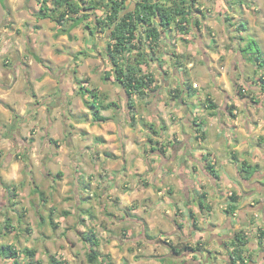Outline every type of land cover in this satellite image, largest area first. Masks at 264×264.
Instances as JSON below:
<instances>
[{
    "label": "rangeland",
    "instance_id": "rangeland-1",
    "mask_svg": "<svg viewBox=\"0 0 264 264\" xmlns=\"http://www.w3.org/2000/svg\"><path fill=\"white\" fill-rule=\"evenodd\" d=\"M185 2V6L191 3ZM39 6L40 0H0V141L5 138L0 142V248L14 246L20 251V264H53V258L65 264H193L191 252L182 251L186 244L196 247L187 234L205 232L208 220L215 227L214 222L228 220L223 207L230 203L231 190L226 189L222 200L212 194L214 214L206 207L196 208L194 215L188 204L196 205L199 193L213 190L212 178L202 170L193 174V184L181 179L179 162H173L180 148L168 134L159 139L158 132L162 124L187 128L185 109L190 105L195 133L191 144L204 149L203 129L198 131L196 123L207 127V137L217 130L216 121L211 125L206 122V103L213 101L212 95L222 104L241 88L243 101L245 96L259 101L260 77L253 79L250 73V83L247 76L253 66L259 67L253 40L261 50L263 66L258 72L264 74V0H195L190 14L197 19L213 16L203 28L205 33L199 32L205 41L198 40L199 34L189 26L186 32L191 33V40H178L182 53H177L176 45H168V53L163 54L160 42L153 46V53L145 41L149 55L142 70L155 81L149 90H143L145 94L133 95L132 107L127 106V95L111 72L105 51L111 43L109 30L96 24L97 18L106 15L105 6L89 10L88 19L69 36L58 33L54 20L38 18ZM170 29L185 33L174 24ZM195 29L200 31L202 26L197 24ZM189 42L197 45L193 46L198 50L195 56L187 50ZM200 42L209 49L208 55L202 54ZM135 53L136 49L132 50L130 57ZM190 62L192 66H188ZM106 73L110 77H105ZM176 75L197 83L196 95L184 97L188 105L181 102L180 93H172L178 84ZM80 86L98 94L100 102H116L101 111L108 121L92 120L86 103L92 98L84 95ZM179 110H184L183 117L178 118ZM83 114H87L86 121L79 120ZM257 142L261 140L257 138ZM210 150L217 157L206 158L216 173L223 172V148ZM252 171L250 176L255 174ZM241 180L240 188L247 184ZM222 182L231 186L233 177ZM204 203L212 208L207 197ZM253 206L259 207L257 201ZM174 208L175 223L187 225L178 233L171 214L166 213ZM7 218L9 227L5 225ZM141 230L145 240L138 237ZM93 232L99 241V257L90 263L87 253L93 244L84 236ZM244 239L253 237L244 234ZM171 245L181 252L174 254ZM151 247L156 255H147ZM24 248L34 249L35 256L26 257ZM246 248L247 262L250 254ZM0 264L15 263L0 253Z\"/></svg>",
    "mask_w": 264,
    "mask_h": 264
},
{
    "label": "crops",
    "instance_id": "crops-1",
    "mask_svg": "<svg viewBox=\"0 0 264 264\" xmlns=\"http://www.w3.org/2000/svg\"><path fill=\"white\" fill-rule=\"evenodd\" d=\"M194 17L195 16H193V14H187L188 21L182 22V25H185L186 27L187 26L191 27L196 34H199V32H201V34L205 33L203 28H205V25H208V23H210L208 20L212 19L213 16L205 17V18L203 16H199L198 19ZM197 24L198 25L200 24V26H202V30L199 31L195 29V26ZM170 28L161 33L162 39L160 43L163 46L162 53L163 54L168 53L167 51L168 45H176L177 53H182L184 49L180 47L178 40L182 38L191 40V33L189 32L178 33L177 32L176 34L175 31ZM201 34L198 35V40L205 41L204 37ZM175 35H176V38L171 39L170 36L175 37ZM190 43L191 42H189L188 44L190 45ZM163 44H166V46H164ZM199 44L200 45L198 46L200 48L202 47V54L208 55L206 54L208 53V50H209L207 46L204 45L203 42L202 43L200 42ZM193 46H197V45H194L193 43V45L192 46L190 45V47H188L187 50L191 53L192 56H195L198 50H197V47L196 49H193L194 48ZM15 47L14 49H19L18 53H20L21 52L20 48H15ZM240 48L246 49L245 47H240ZM209 57L211 58L212 56L209 55ZM212 58L210 59L211 62L214 59ZM18 64H22V62L19 61ZM28 64L31 65L30 62ZM188 66H192V63L191 62L188 63ZM261 68L262 66H259V67L253 66V70L251 69L248 72L249 76L247 77L250 80V83L253 81L252 80L253 76L251 74H253L255 77L253 79L264 76L263 73L258 72V70H260ZM199 73L200 75L203 74L202 72H199ZM162 74H164V71L162 72ZM176 76H177L176 78L178 79L177 80L178 84L174 86L175 88H173V90L180 89L181 90L179 92L180 96L183 97L181 99V102L183 104L185 103L188 105L189 101L184 100L185 99L184 97H187V99L188 98L190 99L192 96L196 95L195 94L197 92L196 90L199 89L197 88V83L191 82L192 86L193 85L194 86H193V89H189L186 85H188L190 81L184 77H179V75H176ZM204 79L207 81L205 75H204ZM216 87L217 85L215 83L214 88ZM204 92L205 91L203 88V94ZM206 92L207 94H209L208 89L206 90ZM260 95L261 96H260L259 101L253 98V96H249V97L245 96L246 100L244 101L243 99L239 97V95L230 96L229 98L226 97L224 103L222 104H217L216 103L217 99L215 95H212L211 97L213 98V101H214L212 102L216 104L217 107L214 109L208 108L207 106L208 102L206 103V106L209 109L206 122H207V125H211V123L216 121L218 123L217 130H215L214 135H212L211 137H207V134H206L207 127H202L201 126L202 123H200L199 124L200 126H198L196 123L198 127L197 130L199 128L203 129V133L205 137L203 138L204 144L202 146L204 149H201V147L196 148L194 144L193 145L191 144V142H193L192 140L194 138L193 136H195V133H194V127H192L191 125L193 121L192 115H194V112L189 111L190 105L187 106L186 108L188 111L185 109V112H187V114L184 120L187 123V128H179V129L172 128V127L168 128L165 126V124H162L160 127V131L158 132V136H160L158 137L159 139H164L168 136L169 140L172 139L173 141L177 142L176 148H180L177 151V156L175 160H173V162H179V176H181V179L184 178V180L186 179V182L193 184V182L195 183V180L193 178L194 175L200 174V171L202 170L204 172L203 175H205L206 177L208 176L212 178L211 184H212L213 190L205 189L206 194H207V200L209 201L210 205H212L211 203L212 194L215 196L217 195L218 199L222 200L225 198L226 189L231 190V192H229L228 194L232 195L234 193L239 196L238 201L236 203L237 208L234 210V212L228 213V217H229L228 220H222L224 222H221V223L214 222L216 223L215 224L216 227L212 226L213 224H211L212 222L211 220H208L206 222L208 228L205 229V232L202 231V233L201 232L197 233L195 231V233L190 232L187 234L189 235L187 240L190 243H195L196 246L198 243H200L201 245L200 246L201 250L199 252L196 251V252L190 253L191 255L190 257H193L191 258L190 262H192L193 264H226L228 262V251L230 249L227 245H225V243H229L228 241H230L233 235L238 231L239 232L243 231L242 232L243 235L244 234L245 236L247 235V238H248V235L250 234L253 237L252 240L249 239V241H247V245H246V247H248L247 254L248 255L250 254L247 264H264V144H263L264 143V115H263L264 113V92H260ZM255 96L256 98H259L257 93L255 94ZM199 99H202V97H199ZM29 101H31V99ZM183 113H184V110L183 112L179 110L178 118L183 117L184 116ZM148 131L149 130H147L146 132ZM206 137L207 139H205ZM10 138L11 140H14L12 137ZM257 138L261 140L260 143L257 142ZM4 139L5 138L1 139L0 142H2V140ZM208 142H210V144H208ZM221 142L223 143L220 144ZM225 143H227L228 149H225V145H226ZM210 147H214L217 150H219L220 148H223V152L220 153L221 158H223V164H222L223 172L217 171V176L219 177L218 179H215L209 172H207L205 168V164H204L206 161L205 157L209 156V158H212L216 156L215 153L211 152ZM238 154L239 155L241 154L239 158L237 157L231 158L230 156V155L236 156ZM243 163H247L251 165L252 164L258 165V168L255 171V174L246 180H241L240 173H239V168L241 167ZM196 177L199 178V175ZM231 177H233V184H231V186L229 182H226V183L222 182L224 179H229ZM239 179L242 181V183L243 181L247 183V184L243 183L244 185L242 186V188L238 187ZM221 183H223L225 188L222 189ZM250 186L252 187L255 186L258 188V190L254 191ZM161 192L162 191H159V193ZM217 197H216V200H218ZM255 201H257L259 207L253 206ZM198 203L199 202L197 201L196 205H194L193 203H191V205L188 204V208H191L194 215L196 214L197 209L198 210L200 209L198 206ZM211 207L212 208L210 207L208 208L209 213L214 214L213 205ZM228 207H229V203L225 204L223 208L226 210L228 209ZM175 211H176V208H174L173 210H167L166 213L171 214L170 216L171 220H174L172 222H173L174 227H176V230L178 233L180 232V230L181 231L182 229L184 230L187 225L175 223V215H174ZM251 221H254V222L252 224H248ZM219 224L220 226H217ZM213 227H215V229H213ZM193 229L195 230V228ZM258 232L261 234V240L259 242H258V235H259ZM140 236H144L141 238H144L145 240L146 236H145L144 230H141V233L138 237ZM157 241L159 240L157 239ZM154 251H155V248L151 247V252H149L147 255H156ZM251 255H252V258H251ZM196 256H198L199 258L196 259L195 258ZM202 257H204L203 261L200 260V258ZM155 262L157 263L158 261L155 260Z\"/></svg>",
    "mask_w": 264,
    "mask_h": 264
},
{
    "label": "trees",
    "instance_id": "trees-1",
    "mask_svg": "<svg viewBox=\"0 0 264 264\" xmlns=\"http://www.w3.org/2000/svg\"><path fill=\"white\" fill-rule=\"evenodd\" d=\"M87 1V4L84 3ZM186 0H164L158 2V0H40V6L35 13L38 18H50L58 25V33L69 36L72 29L82 24L91 15L88 11L93 8L103 7L107 9V13L103 18H97V25L101 28L109 30L111 36V43L106 44V53L111 64V72L113 73L115 81L122 87L123 91L127 95V106L132 107L134 104L133 95L145 94L143 90L147 91L154 83V79L149 73H145L142 70V65L145 64L148 59V53L145 52V41H148L147 46L150 51L155 53L154 45L161 41V33L169 29L171 25H175L182 32H186L187 27L182 25V22H187V14H190L191 4L195 0H190L191 3L185 6ZM51 2V6L48 4ZM122 16L119 17L120 13ZM69 22V23H68ZM244 26V24H242ZM87 28L89 26L86 24ZM92 32V30H89ZM256 46V52L259 54L255 57L256 65L263 66L261 61V50L255 40H253ZM136 49V53L131 58L130 53ZM245 50V49H244ZM38 62H42V59L38 56L35 57ZM154 59V58H152ZM155 60V59H154ZM159 60V59H158ZM264 61V58H263ZM105 77H110V73H106ZM261 91L264 92V76L260 77ZM189 89H193L191 83L186 85ZM85 93H88L92 100H87V108L90 110L92 120L95 122H106L109 118L101 114L102 110H108L116 102H100L99 95L80 86ZM186 87V88H187ZM171 91V90H170ZM180 89H174L172 93H179ZM81 92V91H80ZM82 93V92H81ZM237 95L243 96L242 89L238 88ZM8 107V105H6ZM208 108L214 109L217 107L213 102H208ZM84 117L79 120L86 121L87 114H83ZM198 126L199 123L197 124ZM155 132V131H154ZM205 168L212 176H217L214 166L211 164L210 159L205 157ZM258 165H251L243 163L239 168L240 177L242 179H248L252 170H257ZM184 180V178H182ZM15 195V194H14ZM206 192L198 194V206L199 208H209L204 204L206 199ZM238 195L232 194L229 196L230 203L227 212H234L237 208ZM193 215V214H191ZM10 220H5V225L10 226ZM91 236H84L85 240L93 244L87 253V259L90 263H95L99 257V241L95 238L94 232ZM263 234V232H262ZM229 243H225L229 247L228 262L226 264H247L245 259V252L247 250V241L244 239V235L236 232L231 238ZM171 251L174 254H179L180 249L175 246H170ZM189 251L191 253L200 251V243L196 247H189L187 244L183 246L182 251ZM35 250L32 248H24L23 253L26 257L33 258L35 256ZM0 253L4 257L13 259L15 264H20L18 258L20 251L14 246L7 244L2 245ZM53 264H65L63 261H56L54 258L51 260ZM32 263V262H30Z\"/></svg>",
    "mask_w": 264,
    "mask_h": 264
},
{
    "label": "water",
    "instance_id": "water-1",
    "mask_svg": "<svg viewBox=\"0 0 264 264\" xmlns=\"http://www.w3.org/2000/svg\"><path fill=\"white\" fill-rule=\"evenodd\" d=\"M123 13H124V12L120 13L119 17L122 16Z\"/></svg>",
    "mask_w": 264,
    "mask_h": 264
}]
</instances>
